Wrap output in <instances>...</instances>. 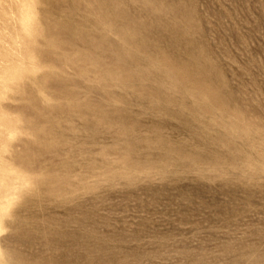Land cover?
Masks as SVG:
<instances>
[{
  "label": "rangeland",
  "instance_id": "rangeland-1",
  "mask_svg": "<svg viewBox=\"0 0 264 264\" xmlns=\"http://www.w3.org/2000/svg\"><path fill=\"white\" fill-rule=\"evenodd\" d=\"M0 264H264V0H0Z\"/></svg>",
  "mask_w": 264,
  "mask_h": 264
},
{
  "label": "bare ground",
  "instance_id": "bare-ground-1",
  "mask_svg": "<svg viewBox=\"0 0 264 264\" xmlns=\"http://www.w3.org/2000/svg\"><path fill=\"white\" fill-rule=\"evenodd\" d=\"M29 23V22H28ZM28 28V27H27ZM20 34V33H19ZM23 39V38H22ZM17 41V40H16ZM22 42V41H21ZM6 43V42H5ZM24 46V45H23ZM27 61V60H26ZM14 67H16V66H14ZM13 68V67H12ZM20 69V68H19ZM5 80V79H4ZM6 84V83H5ZM2 85V84H1Z\"/></svg>",
  "mask_w": 264,
  "mask_h": 264
}]
</instances>
